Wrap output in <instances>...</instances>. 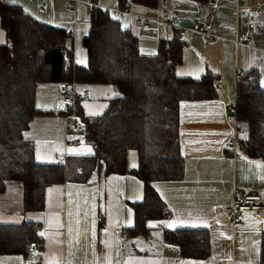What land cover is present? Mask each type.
Returning a JSON list of instances; mask_svg holds the SVG:
<instances>
[{"label":"crops","instance_id":"0c3cea01","mask_svg":"<svg viewBox=\"0 0 264 264\" xmlns=\"http://www.w3.org/2000/svg\"><path fill=\"white\" fill-rule=\"evenodd\" d=\"M177 1L170 2L173 5L170 9L164 7L169 1H164L163 6L155 8L132 4L127 11L119 6L118 0H16L15 3L0 0L20 5L42 22L67 29L72 35L77 65L88 63L84 39L90 31L91 12L94 8H104L119 20L122 27L133 29L144 54H155L159 40L171 38L174 27H179L187 46L177 74L199 78L210 70L220 76L217 98L185 101L180 105L185 174L182 180L153 182L171 215L167 219L148 221L151 229L146 235L127 232L135 225L133 204L144 199V183L133 174L106 175L97 170L87 182H66L49 187L45 208L41 211L23 212L22 186L17 197L21 199V207L17 205L11 212L4 210L0 203V215L10 213L12 217L4 222H22L29 213L31 220L43 223L44 248L34 262L259 264L264 219L254 212H246L242 218L235 219L225 208L233 203L236 188H260L264 195V160L248 157L240 139L235 146L228 145L235 126L239 71L245 73L257 69L262 81L264 77V32L261 31L264 0H244L242 5L236 0H208L204 4L195 0ZM234 7L237 10L235 20L228 15ZM169 10L175 17L172 15V22L165 23L163 16ZM203 10L210 12L212 39L197 30L198 17ZM242 10L246 14L243 20ZM138 16L147 17L150 26L137 27ZM245 35L253 37L251 46L236 42ZM6 44L7 31L0 15V58ZM68 91L72 94V101H65L71 96ZM41 93L48 99L37 105ZM118 96L119 91L109 84L75 83L71 90L65 84H39L36 108L51 113L35 116L24 131V136L35 142L37 161L60 162L65 156L93 154V148L85 140V129L81 131L80 123L83 122L76 115L75 105L80 101L85 114L94 117L101 115L109 101ZM128 165L136 168L137 158L128 159ZM21 217L22 220L14 219ZM178 228L209 230L210 256L205 259L183 257L177 245L165 240V232ZM0 257L6 261L4 256ZM23 263L27 264L25 259Z\"/></svg>","mask_w":264,"mask_h":264},{"label":"trees","instance_id":"16d2710c","mask_svg":"<svg viewBox=\"0 0 264 264\" xmlns=\"http://www.w3.org/2000/svg\"><path fill=\"white\" fill-rule=\"evenodd\" d=\"M161 1L131 3L155 8ZM195 1L204 4L208 0ZM118 3L123 9L128 5L127 0ZM0 15L7 31L0 58V76L5 75V85L0 87V194L9 181H19L23 212L41 211L49 187L87 182L97 170L106 175L133 174L144 183V199L133 204L135 225L127 232L146 235L151 229L148 221L169 218L171 210L153 182L184 177L180 105L217 98L220 76L210 70L199 78L177 74L187 46L178 27H174L171 38L159 40L155 54H144L132 28L122 27L109 10L94 8L84 39L88 63L80 66L75 63L73 39L67 29L36 19L18 4L0 2ZM262 82L257 69L238 77L234 111V129L246 130L240 138L244 152L259 160H264ZM41 83L109 84L119 91L120 96L111 99L98 116H87L80 101L75 105L93 154L65 156L60 162L37 161L35 142L27 139L24 131L35 116L51 113L36 108V90ZM131 151L138 155L136 168L128 165ZM40 233L43 223L38 220L0 222V256L16 255L34 262L44 248V235ZM165 240L177 245L185 258L205 259L211 253L207 229L170 230L165 232ZM259 264H264V230Z\"/></svg>","mask_w":264,"mask_h":264},{"label":"built area","instance_id":"2783aa9c","mask_svg":"<svg viewBox=\"0 0 264 264\" xmlns=\"http://www.w3.org/2000/svg\"><path fill=\"white\" fill-rule=\"evenodd\" d=\"M127 6L124 10L130 11L131 0H127ZM163 21L165 23L172 22V16L170 14H165L163 16ZM135 25L137 27L147 28L150 26L149 19L144 16H138L136 18ZM213 24L210 21V12L208 10H203L198 17L197 30L202 33L206 38L212 39L214 35L212 34ZM237 43H244L247 45H252L254 40L250 35H245L241 39L236 40ZM243 75L242 71H239L238 77ZM72 96H67L65 101H72ZM76 128V126H75ZM246 130L242 127H236L233 130L231 139L228 143L229 146H235L237 141L242 135H245ZM225 211L230 213L235 219H240L246 212H254L264 219V195L260 188H236L234 191L233 203L225 208ZM40 264V263H37Z\"/></svg>","mask_w":264,"mask_h":264},{"label":"rangeland","instance_id":"374dc122","mask_svg":"<svg viewBox=\"0 0 264 264\" xmlns=\"http://www.w3.org/2000/svg\"><path fill=\"white\" fill-rule=\"evenodd\" d=\"M164 1H169V3H165ZM162 0L160 3H159V5L160 6H163V4H164V7H166V8H168V9H170V8H172L173 7V5L170 3V2H174V3H176V2H179V1H177V0ZM239 1L241 2V5L244 3V0H236V2L239 4ZM236 2L234 3V6H236ZM134 5V4H133ZM158 5V6H159ZM131 7H132V3H131ZM171 13V14H170ZM168 14H170L171 16L173 15V18L175 17L174 16V14L172 13V11L171 10H169V13ZM191 15V14H190ZM228 15L230 16V17H232L233 18V20H235L236 19V17H237V10H236V7H234V11L232 12V11H228ZM246 14H245V12H244V10H242L241 11V18H242V20H243V18H244V16H245ZM152 20H153V18H151ZM263 26H264V24H263ZM179 28V27H178ZM259 34L257 31H255V34ZM181 34V33H180ZM173 35H174V32H173ZM172 35V36H173ZM260 35V34H259ZM182 36V35H181ZM183 38V37H182ZM184 39V38H183ZM5 56H6V53H5ZM263 70H264V67L262 68ZM3 76H5L4 74H2V77L0 76V87L1 86H3V85H5V83L3 82V80L5 79V78H3ZM263 79V82H262V84H264V77L262 78ZM112 86V85H111ZM5 87V86H4ZM68 93H69V91H68ZM67 93V94H68ZM69 95H71L72 96V94L71 93H69ZM47 99H48V97L45 95V94H43V93H41V94H39V96H38V100H37V102H36V104L37 105H39V104H41V103H43V102H46L47 101ZM80 127H81V131L84 129V125H83V123H80ZM132 156H135V158H137V160H138V155H137V152L136 151H131L130 152V154H129V159L132 157ZM21 186H22V184L19 182V181H9L8 183H7V189H6V191L3 193V194H0V203L1 204H3V207H4V210H7V211H10L11 210V212L14 210V209H16V207H17V205H18V207H21V205H19V201L21 200V199H17V197L19 196V193L21 194ZM19 190H20V192H19ZM18 203V204H17ZM20 217V216H19ZM34 217V216H33ZM12 217H11V214L10 213H4V214H1L0 215V221H2V222H4V221H6V220H9V219H11ZM31 218V215L29 214V213H27L26 214V216H25V219H30ZM35 218H37L36 217V215H35ZM14 219H19V220H22L23 218L21 217V218H14ZM19 222H21V221H19ZM19 222H12V223H19ZM5 223H10V222H5ZM1 258V257H0ZM3 258H5L6 259V261H3V259H0V264H24L23 263V261H24V258L23 257H21V256H12V257H9V256H4ZM18 258H20V259H18ZM27 262V264H30V263H34V262H32V261H26Z\"/></svg>","mask_w":264,"mask_h":264},{"label":"snow or ice","instance_id":"6c2138e0","mask_svg":"<svg viewBox=\"0 0 264 264\" xmlns=\"http://www.w3.org/2000/svg\"><path fill=\"white\" fill-rule=\"evenodd\" d=\"M11 2H13V3H15L16 2V0H11ZM93 115H96V114H98V113H92ZM90 151V150H89ZM40 235H43V233H40Z\"/></svg>","mask_w":264,"mask_h":264},{"label":"water","instance_id":"95a60500","mask_svg":"<svg viewBox=\"0 0 264 264\" xmlns=\"http://www.w3.org/2000/svg\"><path fill=\"white\" fill-rule=\"evenodd\" d=\"M69 90H71V86H69Z\"/></svg>","mask_w":264,"mask_h":264}]
</instances>
